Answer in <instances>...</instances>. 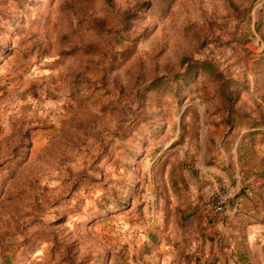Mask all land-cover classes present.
Masks as SVG:
<instances>
[{
    "label": "rangeland",
    "instance_id": "1",
    "mask_svg": "<svg viewBox=\"0 0 264 264\" xmlns=\"http://www.w3.org/2000/svg\"><path fill=\"white\" fill-rule=\"evenodd\" d=\"M264 264V0H0V264Z\"/></svg>",
    "mask_w": 264,
    "mask_h": 264
},
{
    "label": "trees",
    "instance_id": "2",
    "mask_svg": "<svg viewBox=\"0 0 264 264\" xmlns=\"http://www.w3.org/2000/svg\"><path fill=\"white\" fill-rule=\"evenodd\" d=\"M165 1H166V0H165ZM169 1H173V0H169ZM5 264H9V263L6 262Z\"/></svg>",
    "mask_w": 264,
    "mask_h": 264
}]
</instances>
